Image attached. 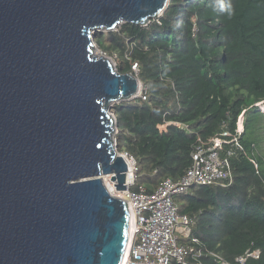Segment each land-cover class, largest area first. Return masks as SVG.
<instances>
[{
	"label": "water",
	"instance_id": "95a60500",
	"mask_svg": "<svg viewBox=\"0 0 264 264\" xmlns=\"http://www.w3.org/2000/svg\"><path fill=\"white\" fill-rule=\"evenodd\" d=\"M169 2L0 0V264L123 263L130 213L103 177L128 188L111 110L142 84L94 40Z\"/></svg>",
	"mask_w": 264,
	"mask_h": 264
},
{
	"label": "trees",
	"instance_id": "16d2710c",
	"mask_svg": "<svg viewBox=\"0 0 264 264\" xmlns=\"http://www.w3.org/2000/svg\"><path fill=\"white\" fill-rule=\"evenodd\" d=\"M94 42L143 87L112 108L117 150L135 162L133 191L178 181L200 142L233 133L242 117L233 182L173 199L192 226L179 240L190 249L184 261L169 264H264V0H170L159 18Z\"/></svg>",
	"mask_w": 264,
	"mask_h": 264
},
{
	"label": "built area",
	"instance_id": "2783aa9c",
	"mask_svg": "<svg viewBox=\"0 0 264 264\" xmlns=\"http://www.w3.org/2000/svg\"><path fill=\"white\" fill-rule=\"evenodd\" d=\"M242 133V117H239L233 133L225 131L200 142L192 153L190 167L178 181L165 179L148 193L142 186L132 190L133 177L127 190L119 192L134 223L128 256L123 264L184 261L190 249L179 240L190 236L192 220L179 213L173 199L194 186H229L233 182L230 160L244 150L240 142ZM251 163L257 169L255 161L251 160ZM251 256L257 258V253Z\"/></svg>",
	"mask_w": 264,
	"mask_h": 264
},
{
	"label": "bare ground",
	"instance_id": "6f19581e",
	"mask_svg": "<svg viewBox=\"0 0 264 264\" xmlns=\"http://www.w3.org/2000/svg\"><path fill=\"white\" fill-rule=\"evenodd\" d=\"M94 56H97L98 57V49H97V47H95V49H94ZM112 63L114 64V61ZM114 66H115V64H114ZM140 91H141V88L139 89V92ZM126 162H127V165H128V174H127L126 183H127V185H130L131 182H132L133 176H134V174H133L134 173V163L131 160H129L128 158H126ZM110 179H111L110 177H103L104 185L106 186V188L108 189V191H109V193L111 195H113L114 197H117V198L120 199L121 198L120 197V193L115 190L114 182H112ZM130 217L131 218H130V236H129V238L131 240V238H132V232H133V227H134L132 213L130 214ZM130 240H129V243H128L127 247H126V252H125V257H124L123 263L125 262V260L127 259V256H128V250H129V246H130Z\"/></svg>",
	"mask_w": 264,
	"mask_h": 264
},
{
	"label": "rangeland",
	"instance_id": "374dc122",
	"mask_svg": "<svg viewBox=\"0 0 264 264\" xmlns=\"http://www.w3.org/2000/svg\"><path fill=\"white\" fill-rule=\"evenodd\" d=\"M105 33H103L102 35H104ZM104 40V39H103ZM95 47H97L96 45H94ZM98 49V48H97ZM98 56H101V57H104V58H106V59H109L111 62H113V58L111 59V58H109L108 56H106V54L105 53H103V52H101L99 49H98ZM142 89H143V87L141 88V91H142ZM141 91H140V93H141ZM140 95V94H139ZM263 106H264V103H263ZM262 106V107H263ZM111 112H112V110H111ZM115 137H116V131L114 132V140H115ZM260 137V139H262V142L261 143H259L258 144V146H257V152H258V154L262 157V159H263V162H264V129H263V134L262 135H260L259 136ZM116 143V142H115ZM121 154H123V153H121Z\"/></svg>",
	"mask_w": 264,
	"mask_h": 264
}]
</instances>
